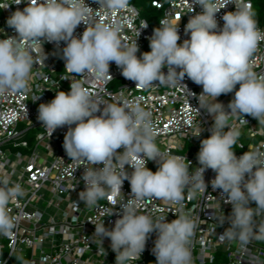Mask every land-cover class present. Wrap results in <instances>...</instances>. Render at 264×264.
<instances>
[{"label": "clouds", "instance_id": "obj_1", "mask_svg": "<svg viewBox=\"0 0 264 264\" xmlns=\"http://www.w3.org/2000/svg\"><path fill=\"white\" fill-rule=\"evenodd\" d=\"M21 2L14 0L15 4ZM97 2L100 7L112 10L123 9L128 4V0ZM230 2L236 10L223 15L221 28L216 14ZM194 3L203 11L189 17L184 31L190 38L178 43V24L164 19L150 37L151 51L142 53L141 57L137 56L136 40L131 46L122 44L119 25L99 22L88 26L93 8L85 0H28L23 10L17 9L7 19V25L17 35L0 39V94L27 92L34 63L30 50L43 52L44 41H64L63 59L70 73L108 79L110 64L114 62L124 78L135 82V88L146 89L158 82L182 85L189 93L182 83L187 76L202 86L199 101L208 97L214 101L206 108L201 107L213 117L214 124L211 135L200 142L199 167L195 172H190L191 162L185 163V156L167 155L159 150L151 113L138 104L97 103L78 82L71 81L69 92L58 91L51 102L39 105L38 120L50 137L56 129L69 126L63 147L70 160L103 165L84 167L85 190L79 193V198L84 204L95 206L98 200L107 197L113 206L122 209L111 230L104 222L94 224L93 235L99 238L103 249L104 238H110L115 264L138 261L153 232L157 233L152 250L156 264H191L189 244L195 222L183 214L171 222L165 216L154 221L150 215L138 214L137 208L150 198L181 205L186 187L207 190L204 173L208 169L216 173L211 181L213 189L221 190L226 196L224 203L232 206L230 226L222 233V239H238L242 245L246 244L252 234L254 214L264 213V159L258 151L244 152L238 157L233 151L238 134L224 131L229 127L231 115L251 116L264 124V75L258 76L250 64L259 42L264 40V32L257 26L251 3L242 0H223V6L210 0H194ZM81 23L87 27L77 38L74 32ZM234 90V98L226 110L217 98ZM148 160L159 164L157 171L147 167ZM126 165L133 169L131 173ZM125 180L130 183L132 199L117 204L113 197L121 191ZM3 184L0 234L8 236L14 220L8 215L7 206L23 195V189L20 185L7 187V179ZM251 203H255L256 211L250 207Z\"/></svg>", "mask_w": 264, "mask_h": 264}, {"label": "built area", "instance_id": "obj_2", "mask_svg": "<svg viewBox=\"0 0 264 264\" xmlns=\"http://www.w3.org/2000/svg\"><path fill=\"white\" fill-rule=\"evenodd\" d=\"M242 2L251 3L253 10L252 0ZM85 3L93 8L87 19L88 26L99 22L119 25L122 44L131 46L136 40L138 57L151 51L150 37L153 30L160 27V21L169 19L178 24V43L182 44L190 38L184 31L189 17L203 11L194 0H148L154 9L148 19L141 15V8L129 2L125 8L116 10L100 7L97 0H85ZM210 3L223 6V0H210ZM7 4H10L7 8L0 7V39L17 35L7 25V19L17 9L23 10L28 0L20 4H15L14 0H0V5ZM235 10V4L230 2L216 14L221 28L223 15ZM145 24L147 26L143 27ZM257 26L264 32V18ZM86 27L81 23L74 36L81 37ZM64 47V41H44L43 52L31 49L34 63L27 92L0 94V187H5L3 181L7 179V187L20 185L23 189V195L7 206L14 227L8 236L0 234V264H115L116 254L110 238H104L103 249L99 238L93 235L94 224L104 222L111 230L121 217L122 209L119 205L113 206L107 197L98 200L95 206H88L79 198V193L85 190L84 167L103 165L70 160L63 147L69 126L56 129L50 137L38 120L39 105L51 102L58 91L69 92L71 81L78 82L97 103L138 104L150 112L157 147L167 155L185 156V163L191 162L190 172L199 167L197 155L201 140L211 135L213 117L201 107L206 108L214 101L210 97L199 101L202 86L187 76L182 83L189 93L182 85L158 82L146 89L135 88V82L124 78L114 62L110 64L111 77L108 79H96L93 74H74L65 69ZM250 64L258 76L264 75V40L259 42ZM238 88L239 85L236 90ZM234 95L235 90L221 94L217 102L228 110L227 105ZM100 107L102 111L103 105ZM228 125L225 132L238 134L233 146L238 157L244 152L258 151L264 159V124L251 116L231 115ZM147 167L155 172L159 164L148 160ZM125 168L129 173L133 171L128 165ZM215 175L211 169L205 171L206 191L186 187L181 205L150 198L138 206L137 212L150 215L154 221L165 216L171 222L181 214L192 219L196 227L189 244L191 264H264V213L254 214L252 234L246 244L242 245L238 239L221 238L230 226L232 206L224 203L226 196L221 190L213 189L211 181ZM106 191L111 195L110 190ZM131 195L130 183L125 180L113 199L117 204H126L132 199ZM250 207L256 211L255 203ZM156 239L157 233H151L141 258L125 264H156L152 251ZM219 252L225 255L224 262H217Z\"/></svg>", "mask_w": 264, "mask_h": 264}, {"label": "trees", "instance_id": "obj_3", "mask_svg": "<svg viewBox=\"0 0 264 264\" xmlns=\"http://www.w3.org/2000/svg\"><path fill=\"white\" fill-rule=\"evenodd\" d=\"M128 2L141 8V15L142 13H146L147 14L146 18L148 19L151 15L154 14V9L150 6L148 0H128ZM252 2H253V9L254 8L256 9L255 12L252 10L255 14L254 18L256 19L257 24H261L264 18V0H252ZM0 15H2L1 10H0Z\"/></svg>", "mask_w": 264, "mask_h": 264}, {"label": "rangeland", "instance_id": "obj_4", "mask_svg": "<svg viewBox=\"0 0 264 264\" xmlns=\"http://www.w3.org/2000/svg\"><path fill=\"white\" fill-rule=\"evenodd\" d=\"M255 8L253 9V11L255 12ZM142 16L143 17H147V14L146 13H142ZM189 148V147H188ZM217 257H218V261L217 262H221V261H225L226 260V257H225V255L222 253V252H219V253H217Z\"/></svg>", "mask_w": 264, "mask_h": 264}]
</instances>
